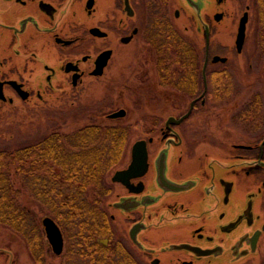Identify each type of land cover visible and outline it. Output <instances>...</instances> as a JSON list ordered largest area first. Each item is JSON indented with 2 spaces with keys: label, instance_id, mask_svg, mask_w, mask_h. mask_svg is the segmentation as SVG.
I'll list each match as a JSON object with an SVG mask.
<instances>
[{
  "label": "flooded vegetation",
  "instance_id": "obj_1",
  "mask_svg": "<svg viewBox=\"0 0 264 264\" xmlns=\"http://www.w3.org/2000/svg\"><path fill=\"white\" fill-rule=\"evenodd\" d=\"M139 36L156 52L159 87L189 102L176 115L155 111L145 120L150 128L132 146L145 143L146 169L127 184L112 181L115 172L128 168L131 146L127 166L112 173L101 195L102 212L111 224L128 225L123 237L139 264H233L259 256L264 0H0V121L66 101L89 79L103 76L117 48L133 45ZM170 36L195 53L194 76L201 81L181 64L178 86L161 83L158 47ZM103 60L102 73L95 74ZM238 60L244 61V77L259 87L238 85ZM240 98L242 104L236 102ZM208 106L227 108L228 128H237L241 142L227 134L224 149L197 150L201 129L191 122ZM217 144L215 138L209 146ZM66 251L64 236L62 253H52L67 264Z\"/></svg>",
  "mask_w": 264,
  "mask_h": 264
},
{
  "label": "trees",
  "instance_id": "obj_2",
  "mask_svg": "<svg viewBox=\"0 0 264 264\" xmlns=\"http://www.w3.org/2000/svg\"><path fill=\"white\" fill-rule=\"evenodd\" d=\"M181 44L177 36H170L166 46L158 47L162 84L179 85L181 64L193 80L201 81L194 76L195 53ZM130 135V126L89 125L0 150V226L23 237L32 256L44 253L35 214L21 202L29 196L61 228L67 264H139L127 245L116 239L100 206L106 176L125 158Z\"/></svg>",
  "mask_w": 264,
  "mask_h": 264
},
{
  "label": "rangeland",
  "instance_id": "obj_3",
  "mask_svg": "<svg viewBox=\"0 0 264 264\" xmlns=\"http://www.w3.org/2000/svg\"><path fill=\"white\" fill-rule=\"evenodd\" d=\"M139 36L133 45L117 48L113 62L104 72L103 76L89 79L85 87L79 89L73 96L64 102L51 105L40 112H28L15 120L0 121V150L14 149L30 145L42 140L48 134L57 132L70 134L89 125L131 127L127 151L123 161L111 170L106 176V184L115 170L123 169L129 162V151L134 141L144 138L149 130L148 120L150 114L156 113L176 115L183 108H187L189 99L176 93L171 88L159 87L156 74V52L153 46L143 42ZM253 37L246 47V53L251 50ZM236 71L238 85L245 87L258 86L255 79L244 77V61L238 60ZM242 104L243 99L236 101ZM180 105V106H179ZM182 107V108H181ZM211 108V107H210ZM234 108V107H233ZM203 109L202 114L196 115L191 124H198L201 142L197 150H221L228 146L227 134L234 143L241 142V133L236 127L228 128L225 112L227 108ZM125 111V116L111 119V115ZM167 112V113H166ZM205 139H203V138ZM217 139V147L211 148L212 141ZM221 148V149H220ZM15 183V182H14ZM17 184V183H15ZM22 204L27 205L35 214L45 243L44 253L37 252L32 256L26 242L17 233L0 226V264H64V257L55 256L46 239L41 220L47 212L29 196H24ZM50 217V216H49ZM116 239H121L133 251L129 241L125 239L127 224L117 221L112 224ZM64 236V235H63ZM39 259V262L36 261ZM217 261L214 264H226ZM233 264H264V244L261 246L259 256L248 257Z\"/></svg>",
  "mask_w": 264,
  "mask_h": 264
},
{
  "label": "water",
  "instance_id": "obj_4",
  "mask_svg": "<svg viewBox=\"0 0 264 264\" xmlns=\"http://www.w3.org/2000/svg\"><path fill=\"white\" fill-rule=\"evenodd\" d=\"M240 31H242V29ZM241 36H243L242 33H241ZM105 61L103 60V62H101V64L99 65V68L94 72L95 74L102 73V69L104 67ZM124 115H125V111L120 110L112 114L110 117L118 118V117H123ZM187 115L184 117H187ZM173 120L174 118H171L169 121H173ZM145 153H146L145 143L143 141L135 143L131 149V162L128 168L122 171L115 172L112 177V181L127 184L129 183L130 179L133 178V175L142 174L146 169V154ZM41 224H42L46 239L53 253L56 255H60L63 251V245H64L61 229L56 224V222L51 217H48V216L42 219ZM130 237L132 241H135L133 228L130 230Z\"/></svg>",
  "mask_w": 264,
  "mask_h": 264
}]
</instances>
